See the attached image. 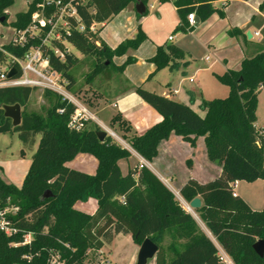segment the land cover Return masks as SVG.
<instances>
[{
    "label": "trees",
    "instance_id": "1",
    "mask_svg": "<svg viewBox=\"0 0 264 264\" xmlns=\"http://www.w3.org/2000/svg\"><path fill=\"white\" fill-rule=\"evenodd\" d=\"M43 1L30 0L25 11L14 15L10 26L16 30L28 27L32 13L38 10L37 4ZM60 1L70 2L76 8L78 17L69 18V33L61 31V39L50 37L43 43L46 26L23 46L9 42L3 50L21 58L31 48H40L47 67L61 75L65 88L72 93L79 92L82 86H75L73 74L80 58L67 50L66 43L84 57H95L92 70L85 75L86 83L111 70L122 73L127 64L135 61L127 56L121 65L114 66L112 59L137 49L146 39L139 25L131 38L114 48L99 37L101 27L90 26L108 21L137 0ZM213 1L175 0L179 16L175 31L193 28L195 24L189 26L186 20L191 12L200 21L215 12L222 16V10L215 8ZM12 2L0 0L3 24L8 19L5 10ZM55 8L53 4L46 5L44 15L48 17ZM259 8H264V1ZM80 25L83 30H79ZM250 27L260 30V41L248 42L251 50L238 68L215 75L219 83L228 87L226 97L202 99L201 116L185 103L135 87V93L162 119L143 134H133L128 139L136 153L152 161L159 143L172 133L191 146L198 136L204 137L207 157L218 161L221 174L203 183L190 178L179 193L186 202L201 198L202 205L196 210L200 220L235 264H264V255L259 256L253 249L257 240L264 239V209H252L233 188L236 181L264 180V133L255 127L257 95L264 87V17L252 16L245 28H235L233 33L244 35ZM243 37L246 39V35ZM184 55L181 48L166 43L157 46L148 61L155 65V71L173 69ZM8 62L9 57L0 51V64ZM11 65L19 71L16 63ZM35 90L36 87L29 86L0 87V134L16 133L27 147L37 144L20 187L0 178V206L15 208L9 217L18 230L11 236L0 232V264H86L90 249L102 248L119 233L129 234L137 245L146 238L153 241L158 246L154 264H222L213 241L152 171L138 165L122 174L118 161L131 155L127 148L109 135L100 140L97 132L101 128L90 125L89 119L79 130L68 126L76 109L73 103L44 89L43 97L48 101L44 114L27 112L26 105ZM14 104L21 108V120L15 126L4 116L3 109ZM78 153L90 154L97 160L94 173L65 165ZM20 154L24 155V151ZM89 198L97 202L94 213L74 208L75 202ZM27 234L29 243L20 244ZM15 243L18 245H11Z\"/></svg>",
    "mask_w": 264,
    "mask_h": 264
},
{
    "label": "crops",
    "instance_id": "2",
    "mask_svg": "<svg viewBox=\"0 0 264 264\" xmlns=\"http://www.w3.org/2000/svg\"><path fill=\"white\" fill-rule=\"evenodd\" d=\"M29 1H27V4ZM169 1L172 3L171 10L173 12L171 14L169 12L171 16V18L169 17V21L173 20L172 25H175L179 20V16L174 1ZM263 1L215 0L212 2V5L222 10V16L215 12L206 20H199L189 31L169 34L163 43L145 39L137 49H129L126 54L113 57L114 66L121 65L127 56L135 58L134 62L125 66L122 73L113 71L111 73H102L91 82L86 83L84 87H81L79 92H70L78 103L92 115V118L89 119L90 125L96 124L107 133L113 132L124 144L128 145L127 149L131 155L127 159L118 161L122 174H126L128 170L138 166L139 158L141 157L129 146V137L133 134H143L152 124L162 119V116L157 111L141 100L135 93V87L143 85L144 81L150 79L149 77L154 74V80L163 86L164 89L153 90L150 88L153 92L185 103L199 115L203 116L204 111L199 107L202 99L208 100L222 97L225 91L226 93L228 92V87L226 86L227 90H224L221 87L223 84L217 81L215 75L222 74L227 69L238 68L241 60L251 50V45L249 44L248 47V42L257 43L260 41L261 34H254L255 31H259L260 33V30L257 28H247L243 34L246 35L249 31L251 37L248 38L246 36V39L242 34H234L233 29L245 28L254 15L264 17L263 9L259 8ZM135 5L136 2H133L128 12H124L125 7L108 21L95 25V27H101L99 37L109 47L114 48L121 41L127 39L119 38L116 42H112V44L107 42V36H114L113 32L109 31L110 26L121 15L127 14L126 19H133L135 30H137L138 25L140 26L143 23L147 13L138 15ZM144 5L146 12H148L146 4ZM156 14L160 20L166 18L164 1L159 0L157 2ZM167 42H172L171 44L181 48L185 55L181 60H178V65L175 68L170 69L169 67H165L155 71V65L149 62L148 59L155 53L157 46L166 44ZM195 47H200L203 51L199 57L193 58L192 53ZM83 95L88 96L86 102L82 99ZM261 102L264 103V87L260 88L257 95L255 121V127L264 130V111L263 113L261 111ZM145 162L144 166L152 171L173 192L180 203H188L179 193L181 186L188 179L192 178L203 183L221 174V166L207 157L203 136H198L195 145L191 146L181 136L172 133L166 140H162L159 143L156 157L152 161L145 160ZM65 165L92 174L96 169L97 160L90 154L78 153L72 160L67 161ZM0 177L9 183L5 176L2 175ZM261 181L264 182V180ZM240 184L241 181L235 182V194L241 196L254 209L251 200L247 198L248 196L236 191V188H239ZM74 208L92 214L97 208V202L94 198H89L85 202L77 201L74 204ZM197 214L196 210H194V214L191 213L195 220V215ZM202 224L204 229L200 228L203 231L206 230L204 231L205 234L213 243L217 242L203 222ZM121 243L127 245L128 251L126 257L120 262L118 251ZM138 249L139 245L132 241L129 234L119 233L115 234L111 242L105 243L102 248L90 249L85 262L86 264H92L94 261L101 263L102 257L107 252L113 264H135ZM147 264H154V258L150 259Z\"/></svg>",
    "mask_w": 264,
    "mask_h": 264
},
{
    "label": "rangeland",
    "instance_id": "3",
    "mask_svg": "<svg viewBox=\"0 0 264 264\" xmlns=\"http://www.w3.org/2000/svg\"><path fill=\"white\" fill-rule=\"evenodd\" d=\"M27 1L28 0H13L12 4L7 8V11H6L8 14L7 22L6 24H1V32L3 33L4 39H5V40L2 39L1 42H3L4 44L11 40L13 33H14V29L9 24L10 21L14 19V15L17 12L26 10ZM141 1L144 4H146L147 10H148L147 14L145 15L146 18L144 19L143 23H141L140 25L142 31L146 35V39L163 43L165 42L164 40H166L169 34H176V33L181 32V31H177V32L175 31V28L178 25L179 20L177 21V23H175V25H172L173 20L169 21V17L171 18L170 14L173 13L171 10L172 3L169 0L164 1V9H165V15H166V18L164 20L162 19L160 20L156 14L157 2L159 0H141ZM132 3L133 2L129 3L126 6V9L124 12L129 11L130 9L129 7L131 6ZM263 11H264V8H263ZM126 17H127V14L121 15L110 26L109 31H112L114 36H107V40H108L107 42L109 44H112V42H116V40H118L119 38H131L136 33V30L134 29V25H133V19L132 18L126 19ZM65 46L67 47L68 51L74 53L78 58H80L79 60L80 62L74 68L73 74L76 79L75 86L82 85L81 87H84L86 85L85 75L92 70L95 57L94 56L84 57L80 55L79 52H77L71 45L66 43ZM202 51L203 50L200 47H197V48L195 47L192 53V57L193 58L199 57ZM210 53L212 52L210 51ZM112 71L113 70H111L110 73ZM153 76L154 74L149 77L150 79H148L147 81H144L141 87L148 91H152V92L153 90L164 89L163 86L156 83ZM221 87L224 90H227L226 86L223 85ZM150 88H152L153 90ZM43 94H44V89L36 88V90L31 94V97L26 105L25 109L27 112L36 113L40 115L44 114V111L48 106V101L47 99H44ZM227 94L228 92L226 93L225 91L222 97H217V98H224L227 96ZM87 97H88L87 95L82 96V99L84 102H86V99H88ZM261 111L262 113L264 111L263 102H261ZM38 138H39V135L36 137V140H38ZM35 148H36V144L32 147H27L26 145H24L23 142L19 140L16 133L0 134V176L2 175L5 176V178L9 181V183H12L13 185L17 187H20L29 169V166L31 163V156L34 153ZM21 150L24 151V155L20 154ZM168 182L172 186H174L169 180ZM236 191L237 192L239 191L245 194V196H248L247 198L251 200V204L254 207V209L255 208L256 210L264 209V182L263 181L261 180L253 181V182L241 181L240 187L236 188ZM181 204L183 206V203ZM195 217L200 227L204 229L202 222L198 218V214L195 215ZM127 251H128L127 245H124L121 243V246L118 251V253L120 254L119 255L120 262L126 257ZM98 263L100 262L98 261ZM98 263L94 261L92 264H98ZM100 264H113L107 252L105 253V256L102 257Z\"/></svg>",
    "mask_w": 264,
    "mask_h": 264
},
{
    "label": "built area",
    "instance_id": "4",
    "mask_svg": "<svg viewBox=\"0 0 264 264\" xmlns=\"http://www.w3.org/2000/svg\"><path fill=\"white\" fill-rule=\"evenodd\" d=\"M175 1V0H172ZM53 4L56 8L48 17L44 15V8L46 5ZM38 10L34 11L31 15L32 23L25 29L16 30L14 29L13 36L9 42L17 46H23L29 39H32L41 31L42 28L48 26V31L45 38L42 40L43 43L47 42L50 37L61 39V31L69 33L70 22L69 18L78 17L75 6L70 3H62L60 0H44L37 4ZM7 10H5L6 12ZM7 13V12H6ZM195 14L193 12L186 15V20L189 26L195 24ZM0 21V51L4 52L10 59V62L0 64V87H19L29 86L41 89H48L59 94L62 99H66L76 106V109L71 116L68 123L70 128L79 130L84 126V121L91 119L92 115L83 108L73 95L65 88V81L62 79L58 72L50 70L47 67V60L42 56L40 48L33 47L27 51L23 57H15L3 50L4 43L1 42L4 39V35L1 32ZM95 25L92 24L90 29H94ZM82 25L79 26V30H83ZM255 35H259V31L254 32ZM5 40V39H4ZM5 43V44H7ZM58 53V51H56ZM12 62L16 63L19 67V71L16 69V74L12 77H8L9 71L13 68ZM65 88V89H64ZM60 112V111H59ZM260 133H264V130H260ZM115 141L120 143L123 147L128 148V145L124 144L120 138H118L113 132L107 133ZM145 160L139 158V166L145 165ZM235 182L233 183L234 188ZM15 213V208L9 206H0V232L6 236H11L18 232L14 226L9 214ZM30 234L25 235L24 241L20 244L29 243ZM217 255L222 264H235L230 255L222 248V246L214 242ZM17 246L18 243L11 244Z\"/></svg>",
    "mask_w": 264,
    "mask_h": 264
},
{
    "label": "water",
    "instance_id": "5",
    "mask_svg": "<svg viewBox=\"0 0 264 264\" xmlns=\"http://www.w3.org/2000/svg\"><path fill=\"white\" fill-rule=\"evenodd\" d=\"M136 12L138 15H142L145 13V5L137 0L136 1ZM4 18H1L0 21L3 22ZM199 19L198 17L195 18V24L198 23ZM246 36L248 38L251 37V33L248 31L246 33ZM16 74V69L12 68L9 73L8 77H12ZM4 109V116L9 117L12 120V124L18 125L21 120V108L19 104H14V105H5L3 107ZM107 135V132L104 130H100L97 132V136L100 140H102L105 136ZM216 164L218 163L217 160L214 161ZM187 204L186 210L190 213L189 210H197L201 207V199L199 197L193 198L191 201H189ZM253 249L254 251L259 255L263 256L264 255V239H259L253 244ZM158 250V246L151 241L149 238H146L142 241V243L139 245V249L137 252V257H136V263L135 264H147V262L150 259H153L156 252Z\"/></svg>",
    "mask_w": 264,
    "mask_h": 264
},
{
    "label": "bare ground",
    "instance_id": "6",
    "mask_svg": "<svg viewBox=\"0 0 264 264\" xmlns=\"http://www.w3.org/2000/svg\"><path fill=\"white\" fill-rule=\"evenodd\" d=\"M183 203V205L185 206V207H187V204L185 203V202H182ZM191 213H193L194 214V211L193 210H189Z\"/></svg>",
    "mask_w": 264,
    "mask_h": 264
}]
</instances>
